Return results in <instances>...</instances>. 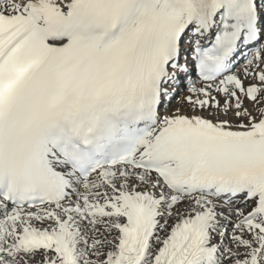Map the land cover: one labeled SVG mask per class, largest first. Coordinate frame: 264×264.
<instances>
[{"label": "snow or ice", "instance_id": "6c2138e0", "mask_svg": "<svg viewBox=\"0 0 264 264\" xmlns=\"http://www.w3.org/2000/svg\"><path fill=\"white\" fill-rule=\"evenodd\" d=\"M0 264H264V0H0Z\"/></svg>", "mask_w": 264, "mask_h": 264}]
</instances>
